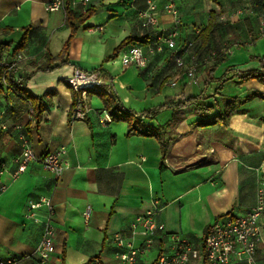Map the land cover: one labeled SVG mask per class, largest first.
Listing matches in <instances>:
<instances>
[{"label": "crops", "instance_id": "1", "mask_svg": "<svg viewBox=\"0 0 264 264\" xmlns=\"http://www.w3.org/2000/svg\"><path fill=\"white\" fill-rule=\"evenodd\" d=\"M47 1L0 0V56L10 57L28 27L24 46L17 51L23 55L18 68L22 74H31L26 89L45 103L36 122L11 89L0 92V177L8 186L0 194V259L16 256L20 264H82L99 256L103 264H122L119 254L123 249L116 235L129 237V223L150 210L154 201L161 207L155 218L165 225V250L170 249L173 235L199 246L216 218L249 210L255 203L257 187L264 182V99L241 102L225 123L212 122L223 110V102L216 93L218 83L208 85L205 80L223 74L226 67L222 65L227 62L211 74L200 66L191 79L178 71L164 52L150 56L147 66L138 68L141 78L129 71L132 66L117 70L106 64L117 74V78L109 77L108 94L115 95L122 108L136 112L144 123L163 129L162 142L156 136L126 135L127 123L115 119L113 108L108 111L93 92L85 100L86 118L68 120L73 90L64 79L75 67L103 69V60L123 39L141 36L131 4L144 7L145 2L91 0L90 6L96 8L92 16L103 13L105 20L96 25L93 22L97 18L85 20L63 54L70 28L61 11L45 10ZM175 1L186 37H192L195 28L204 27L212 15L222 28L230 21L226 24L233 27L229 37H239L241 44L263 37L260 16L248 11L227 18L223 13H213L215 9L207 0ZM157 2L162 24L167 25L170 16L162 11L161 0ZM74 12L79 14L78 9ZM222 15L224 20L219 19ZM105 26L112 27L107 38ZM81 31L100 33L96 54H87L90 47ZM64 59L68 62L60 64ZM39 66L52 68L39 70ZM225 79L224 96L243 98L255 91L264 93V86L255 79ZM49 90L53 93L45 96ZM202 90L206 104L212 106L207 116H200L189 102L148 115V109L198 95ZM24 140L37 156L60 147L66 149V167L58 178L39 162L30 163L16 178L12 176ZM40 196H49L55 210V251L46 263H40L34 254L42 226L25 217L29 202ZM87 206L91 208L88 225L82 214ZM43 212L37 213L42 216ZM260 221L264 223V213ZM158 255L159 250L153 248L140 263L150 264ZM256 261L264 264V235Z\"/></svg>", "mask_w": 264, "mask_h": 264}, {"label": "built area", "instance_id": "2", "mask_svg": "<svg viewBox=\"0 0 264 264\" xmlns=\"http://www.w3.org/2000/svg\"><path fill=\"white\" fill-rule=\"evenodd\" d=\"M144 7H134L135 16L139 21L141 34L145 35V41H134L121 49V63L123 67L135 66L145 68L149 57L158 53L167 52L169 60L178 71L187 78L194 79L196 70L202 65L212 63L218 52H225V48L216 50L212 47L199 48L196 38H182L181 15L175 0H161L162 11L170 16L167 25H163L160 19V11L157 0H144ZM91 0H48L45 3L46 11H61L64 18L66 10H79L84 13L90 6ZM247 12L238 9L237 13ZM224 20L225 16L219 18ZM102 29V27H99ZM259 30L264 37V15L259 18ZM198 29L194 31L197 35ZM151 37L148 41V37ZM23 58L21 52L16 53L10 61V67H19V61ZM100 69L83 70L75 67L67 76L65 83L79 94L71 118L84 119L88 107L85 105L88 90H99L107 86ZM24 139L23 136H21ZM66 149L60 147L57 150L48 151L37 156L24 140L21 152L15 158L16 168L12 176L16 178L25 172L32 162H39L42 167L59 177L66 167ZM1 175V169H0ZM8 186L0 177V194L7 190ZM43 209L42 216L37 213ZM161 209L157 201L150 210L137 215L130 223V236L127 238L116 235L118 245L123 251L119 254L122 264H141L140 258L149 250L157 248L159 255L150 264H258L256 254L262 236L264 235V223L260 221L264 213V182H260L256 189L254 205L244 213H227L219 216L207 228L202 236L200 245H195L188 238L181 235L171 236V247L164 249L163 239L165 225L156 220L155 215ZM54 205L49 196H40L28 204L25 217L42 226L41 238L34 250V254L40 263H46L55 251L54 243ZM84 222L89 223L91 208L87 206L83 211ZM0 264H20L16 256L0 259ZM82 264H103L99 256H94Z\"/></svg>", "mask_w": 264, "mask_h": 264}, {"label": "trees", "instance_id": "3", "mask_svg": "<svg viewBox=\"0 0 264 264\" xmlns=\"http://www.w3.org/2000/svg\"><path fill=\"white\" fill-rule=\"evenodd\" d=\"M259 2V5H262L261 0H255ZM249 6H246L247 11L250 14L257 15L256 16H261L264 15V11L259 10L260 8H252L251 3L248 4ZM259 8V9H258ZM96 8L94 6H90L84 13H79L76 14L73 10L68 9L66 10L65 14V23L68 25L70 28V35L67 39V41L64 44V49H63V54L67 53L68 48H69V43L72 39V37L76 34L77 30L79 27L84 23L85 20H87L89 17L92 16V14L95 12ZM135 15V11H134ZM182 26V24H181ZM223 27V24L221 22H218L215 20L214 15H212V18L208 21V23L200 28H195L199 30L198 34L194 35L192 37H186L183 34L182 27H181V32H182V38L185 40L187 38H196L197 45L199 48L204 49L205 47H212L211 42L213 41V38L215 34ZM29 28L26 27L23 29V37L19 43V45L14 49L13 53L10 54V57L18 53L17 51L22 49L24 46L25 42V36L28 32ZM194 30V31H195ZM233 37L230 36V38ZM237 37V36H235ZM150 36L148 37V41L150 40ZM137 39V40H136ZM234 39V38H232ZM231 39V40H232ZM134 41H145V35L141 36H128L125 39H123L114 49L111 55L106 57V60L113 59L114 57L117 56L118 52L124 48L125 46L129 45L130 43ZM232 45H237L231 41ZM234 43V44H233ZM4 44H2L3 46ZM213 48V47H212ZM10 57L8 59H3L2 56H0V92L4 90V88L11 89L18 97H20L23 100V103L26 105L29 109V113L32 117V119L36 120V122L39 121L40 116L42 114V111L45 107L44 100L41 96L34 95L30 93L26 89V84L28 80L31 77V74H22L19 71V68L17 66L10 67ZM47 58L49 56L47 55ZM227 59V54L225 52H218L215 60L206 65H202L205 68L206 71H208L209 74H211L212 71L216 69L221 63L225 62ZM67 59H64L60 62V64L67 63ZM52 67H41L39 66L37 69L39 70H48L51 69ZM102 70L101 68H98ZM231 77V78H237L236 81L238 82H244L248 81L251 79H255L258 82H260L264 86V57L261 59V64L259 67L256 68H249V69H241L237 68L235 66H228L224 73L221 74L220 76H211V79H206L205 83L209 85L211 82H217L218 87L216 93L220 96L223 102V110L218 112L212 122L216 121H221L222 123H225V121L228 119V117L234 113L236 106L244 101L250 100L254 97H259L261 99H264V93L261 92H253L251 94L246 95L243 99L241 98H236V97H227L224 96L221 93V90L223 89V83L226 80V77ZM107 86H102L99 90H88L87 93L93 92L97 93V95L101 98V100L104 103L105 108L109 110V108H113L115 113H111L112 116L115 119L123 120L127 123V132L126 135L130 134H137V135H144V136H156L161 142H162V136L161 133L163 132V129L160 130V128H156L152 126L151 124H146L142 121V119L136 114V112H133L130 109H124L122 108L123 106H120V104L117 102V98L115 95L108 94L107 92ZM53 90H49L44 93V95H49L52 94ZM79 94L75 91H73V99H72V104L70 106V110L68 113V120H72L71 115L74 110V106L76 104L77 98ZM206 95H204V91L202 90L198 95L195 96H189L185 99L173 101L171 100V103H165L163 105L153 107L152 109H148V115L149 114H155L157 111L162 110L164 108L168 107H177V106H184L188 102L189 104H194L197 113L200 116H207L209 113L212 111V106L206 104L205 102ZM86 118V116L84 117ZM161 132V133H160Z\"/></svg>", "mask_w": 264, "mask_h": 264}, {"label": "rangeland", "instance_id": "4", "mask_svg": "<svg viewBox=\"0 0 264 264\" xmlns=\"http://www.w3.org/2000/svg\"><path fill=\"white\" fill-rule=\"evenodd\" d=\"M250 3H251L252 8L257 9V7H259L260 8V9L258 8L259 10L264 11V0H261L262 5H259V2L255 0H207V4L210 7L215 9L213 13L215 12H216L215 14H217V12L221 14L223 13L227 16V18L230 17L231 15H235L238 9H243V11H245L246 6H249L248 4ZM241 15H244V13ZM96 18H97V21L93 22L95 25L101 22L103 23V21L105 20V18L103 17V13L99 15H95L94 17L92 16L90 19L94 20ZM227 23H230V21L224 22V28H221L215 34L213 41L210 43L211 46L216 50H219L221 48H225L227 50V53H226L227 59L225 60V62L227 63L222 65V67L227 68L228 66H235L241 69L259 67V65L261 64V59L264 57V38L259 37L256 40H254V42L247 41L248 42L247 44L246 43L241 44L243 42H241L239 37H235V36L231 38L229 37V33L233 32V27L226 26ZM105 30H106V33L104 35L107 38L109 35L112 34V27L105 26ZM235 30H240V28H235ZM81 32H84L83 33L84 39L88 45V48L90 47V50H88L87 54L89 56L96 54L97 51H96L95 42H96L97 37H99L100 33H88L86 31H81ZM231 39L237 45H232ZM113 49L111 50V53L113 52ZM107 63L110 66H116L117 70H123L121 67L122 66L121 50L118 52L117 56L114 57L113 59H109L105 61L103 60L102 62L103 64L102 65L103 69L101 70L103 73L102 76L105 78V81L109 86V84L111 83V80L109 77L112 75V77L117 78L116 76L117 74L115 70H111L108 66H106ZM129 71H134L136 76L141 78L139 76V72H138L139 70L137 67L132 66L130 67ZM117 83H119L118 80H117Z\"/></svg>", "mask_w": 264, "mask_h": 264}]
</instances>
